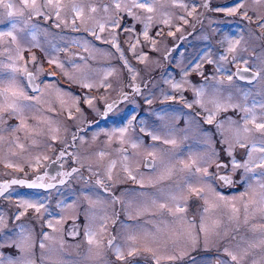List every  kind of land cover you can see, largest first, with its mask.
<instances>
[{
	"label": "rangeland",
	"instance_id": "1",
	"mask_svg": "<svg viewBox=\"0 0 264 264\" xmlns=\"http://www.w3.org/2000/svg\"><path fill=\"white\" fill-rule=\"evenodd\" d=\"M256 1L237 0L213 7L207 0H155L151 13L132 9L141 18L135 20L117 10L113 0H61L59 20L54 9H42L52 13L49 18L54 30L44 25V16L29 17L30 9L23 0H5L14 7H0V32L11 31L16 40L12 36L0 37V92L8 88L14 76L16 87L6 93L9 101L15 99L12 92L17 90L33 99L17 101L31 105L23 113V126L11 108H0V176L13 177L16 168L23 176L43 171L52 151L68 143L70 137L75 141L73 156L81 166L72 181L40 195L19 187L8 190L4 209L0 210V228L1 218L8 215V239L16 248L13 264H36L37 260L41 264H160L170 259H188L200 251L212 252L214 247L236 254L240 264H248L253 250L260 256L250 264H264V177L253 178L264 170L257 168L256 173H246L242 167L232 166L233 159L241 164L246 161L253 143L258 148L264 146V130L257 128L264 123V45L254 27L262 13L255 7ZM37 3L43 4L44 0ZM124 3L131 7L130 0ZM73 5L82 8V14H77ZM192 5L197 6L194 11ZM233 5L248 13L249 22L217 10ZM105 6L108 11H104ZM7 11L17 15L10 19ZM148 16L152 17L150 23ZM114 20H119L115 27ZM13 22L17 25L15 30L11 28ZM145 23H149L147 40L143 35ZM125 26L135 31H122ZM225 37L239 43L233 46ZM61 46L65 49L63 54L59 52ZM230 47L234 50L229 51ZM230 56L237 63L257 68V81L250 84L234 79ZM44 61L57 66L62 81L69 84L62 87L58 79L38 76L43 73L39 68L38 90L29 93L18 68L37 69ZM13 68L17 71L13 72ZM173 84L180 87L174 88ZM201 89L203 94L198 95ZM86 98L91 99V104ZM3 99L0 96V103ZM106 102L113 105L110 112ZM217 104L221 105L219 109ZM209 114L213 115L211 123L206 121ZM252 114L256 116L254 121ZM229 117L235 123H228ZM245 125L247 133L243 131ZM14 127L19 130L13 131ZM120 128L125 129L123 136ZM237 133L247 147L236 142ZM124 145L129 148L128 153L122 150ZM223 148L237 183L230 193H222L215 186L213 170L209 168L212 161L223 158ZM146 155L155 160L152 170H144ZM262 155L259 151L253 153L254 159ZM198 167L207 168L208 175L196 172ZM94 178L107 189L124 185L130 178L139 186L148 187L137 189L138 193H118L127 213L139 216L138 222L145 225H119L108 255L101 245L104 235L99 234L109 223L108 216H115L117 205L111 195L97 191ZM188 184L197 191L190 190ZM83 197L87 225L94 233L91 242L89 233L83 231L72 241L64 238L62 230L70 217L65 213L71 214L75 208L73 200ZM23 201L37 205L39 211L25 207ZM193 203L197 209L191 206ZM161 204L171 211L160 208ZM179 204L183 208L185 205L184 215L174 216ZM233 207L239 212L234 213ZM145 211L148 213L143 216L137 214ZM192 214L199 220H191ZM117 248L123 253L122 258H118ZM130 250H134L131 255ZM148 255L152 259L148 260ZM198 256L202 259L189 264H208L207 258L212 255Z\"/></svg>",
	"mask_w": 264,
	"mask_h": 264
},
{
	"label": "flooded vegetation",
	"instance_id": "2",
	"mask_svg": "<svg viewBox=\"0 0 264 264\" xmlns=\"http://www.w3.org/2000/svg\"><path fill=\"white\" fill-rule=\"evenodd\" d=\"M237 0H207V4L208 5H212L213 7L215 6V4L219 3L220 5H225L226 3H230V2H235ZM256 5L255 7L257 8V10H259L260 12H262L260 14V16L258 17V21L257 23H255V30L256 32L260 35V37L262 38L261 40V44L264 45V27H260V25L262 23H264V0H258L256 1ZM240 10V7H237V11L234 14H229V12H225V11H219L220 14H225V15H236V16H243V13ZM3 13V12H2ZM115 17H118V15L116 14ZM40 18V17H39ZM250 18V16H249ZM251 19V18H250ZM250 19H245L244 20L246 22H249ZM6 23V20L4 21ZM51 19L47 18L46 19V23L44 24L46 27H51L50 29H55L54 24H52ZM54 26V27H52ZM79 32V31H78ZM80 34V32H79ZM86 37V36H85ZM70 46V45H69ZM68 46V49H69ZM79 48L80 45H75ZM63 46L60 47L59 52L61 54L64 53V47ZM70 48H73L72 46H70ZM263 49V48H262ZM72 50H76L79 52H82L81 49H72ZM264 51V49H263ZM252 54H254V52L250 51ZM23 55V54H22ZM23 57V56H22ZM232 56H230L229 58H231ZM230 66L229 68L232 71V75L234 77V79H237L239 82H243V83H250L252 84L253 82L257 81L260 72L257 68L252 67L251 65H246V64H242V63H237L236 61H234L232 58L230 60ZM38 68L37 69H33L31 68L30 70H24L22 67L18 68L20 72L23 73V84H27L28 88L30 90L29 93H34L38 90V80L41 81V78L39 79V77H37L36 75V70H38L39 68H41V70L43 71L42 74H38L39 75H43V77H45L46 80H54V79H58L60 81H62L63 76H61V73L57 70V66H55L53 63L49 62V61H44L43 63H39L38 64ZM247 68L248 70L252 69L253 71L257 72V75L254 77L249 78V76L247 74L243 73V76L245 78H240L236 75L237 69H245ZM28 73L32 74L33 79L29 80L28 77ZM195 76H199L197 73ZM251 79V80H250ZM31 83L34 84L36 86V89L31 91L32 86ZM69 83H66L65 80H63L61 82V86L65 87L67 86ZM74 89L79 88V86L75 87L73 85ZM80 89V88H79ZM83 89V88H81ZM120 100V99H119ZM117 100V102L119 101ZM81 105H83V103H80ZM106 106L110 105V102H106L105 103ZM84 106V105H83ZM90 113V112H89ZM90 124V123H89ZM88 125L83 127L84 129H87ZM83 129V130H84ZM75 148V141H74V137H70L68 143L64 144V145H60L58 146V148L55 151H52L51 155L49 156V158L46 161V166L42 169L43 171L39 172L37 171L36 173H33L34 176H32L33 174L29 173L28 176H23L21 175V173H23L22 171L17 170V168L15 169L17 172L12 174L13 177H4V176H0V192L3 193V195H0V210L2 211L3 205L4 203H6V193L8 192L9 189H11L12 187H19L21 188V190L25 191L28 190L34 194H41L43 192H48L51 189H54L56 187H59L63 184H65L66 182H70L73 179V175L77 172L81 171V166L77 165L75 157L73 156V149ZM123 151H125V153H128L130 150L129 148L124 145L122 148ZM225 149H222V153H221V157H223L222 159H218L216 162H213L210 164L209 168L211 170H213V179L215 180V186L217 185V188L221 190L222 193L226 192V193H230L232 191L235 190V188L237 187V183H236V178H235V174L234 176L231 175L230 171H229V160H228V156H227V152L225 151ZM61 153H64L63 157H61ZM143 167L144 170H152L153 168H155L156 164H155V160L153 157L146 155L145 158L143 159ZM67 161V162H66ZM151 161L153 163V167H147L146 165L148 164V162ZM218 165H221L220 167H218ZM13 171V170H12ZM9 171V172H12ZM28 174V173H27ZM220 176H227L231 179L232 183L231 184H226L223 180L219 179ZM37 177H43L44 179L42 181H37ZM52 177H55L54 179H52ZM12 180H31L33 182H35L37 185L39 184H43L46 185L45 187H40V186H36L33 188H29L27 187L25 184H12L11 181ZM95 180V184L97 185V191H99L100 193H104L108 196H112V198L115 199V203H116V207H115V216L116 219L114 221V217L113 214L108 216V220L110 218V220L108 221L109 223L104 226V228L102 229L101 233L99 234V236L104 235L103 237L101 236L100 240H101V245L104 246L105 250H106V255H108V250L110 246L115 244L116 241V234L118 233V226L119 225H127V224H132V223H140L139 221V216H134L131 214H128L125 207L126 205H122V202L120 201V195L118 194L119 192H121L122 190H124V192L127 191H133V192H139L140 190H147L148 187H144L143 186H139V182H134L133 179L130 178V181H126L124 182V185H119V184H115V187L112 189H107L104 185L98 183V179L94 178ZM7 184L8 187L4 188L3 186ZM140 187V188H137ZM80 189V187H79ZM140 189V190H137ZM78 192V191H77ZM79 193V192H78ZM76 193L72 194V196H74ZM110 196V197H111ZM75 197V196H74ZM75 202V208L73 210V212L69 213H65V215L70 216L68 217L63 225H62V230L63 233H65L66 237H64L65 239H70V240H77L78 237H80V235L83 234V231L85 232L84 234H94L93 232H91V230L88 228L87 225V221H86V213H87V207L85 206L86 201L83 198L79 199V201L76 199L73 200V203ZM201 205V204H199ZM125 206V207H124ZM178 206V205H177ZM176 206V208H177ZM179 206L183 205L179 204ZM192 207H194V209L196 207V204L193 203L191 205ZM175 208V209H176ZM6 212H7V207L5 206ZM165 211L170 212L168 208L164 207L163 208ZM184 209H185V205L183 208V212L182 211H175L174 212V216L176 215H180L179 213L184 215ZM20 211V210H18ZM148 212L145 211L143 213H137V214H141L142 216L144 214H147ZM151 213V212H150ZM149 213V214H150ZM199 213V212H198ZM198 213L196 214V216L199 217ZM136 214V215H137ZM72 215V217H71ZM151 216L154 217V215L150 214ZM169 215H171L169 213ZM3 216V215H2ZM181 216V215H180ZM179 217H177V219L175 221L179 220ZM195 215L192 214L190 216L191 220H199L198 217H194ZM1 220H3V223L1 224L0 228V264H13V255H14V250H16V248L13 247V244L9 241L8 237L10 234V227H9V216H5L1 218ZM105 220V218L103 219ZM105 223V221L103 222V224ZM102 224V225H103ZM143 226L145 225L144 223H140ZM86 229V230H85ZM22 233V232H21ZM82 233V234H81ZM89 235V234H88ZM93 237V236H92ZM112 241V244H109V241ZM217 246V245H216ZM215 250L212 252H206V251H200L198 253L199 254H209L212 255L210 256L208 259V264H225V262H228V264H240L239 263V259L237 261H231V257L227 254L228 252H222L221 249H218L216 247H214ZM200 250H205V248L200 249ZM108 252V253H107ZM140 252V251H139ZM145 253L149 254V251H144ZM135 253V252H134ZM141 253V252H140ZM232 253V252H231ZM192 254V253H191ZM134 255V254H133ZM196 255L195 253L192 254L190 256V258H184L182 259H170L169 261H163L160 264H189L190 262L194 261V259H202V257ZM135 256V255H134ZM257 256H260V254H254L253 250L251 251V253L249 254L248 257V264L250 263H255ZM152 259L151 256L148 255V260ZM247 259V257L245 258ZM184 262V263H183ZM36 264H41L39 263V261L37 260L35 262ZM147 264H150V262H146ZM154 264H158L157 262H154Z\"/></svg>",
	"mask_w": 264,
	"mask_h": 264
},
{
	"label": "snow or ice",
	"instance_id": "3",
	"mask_svg": "<svg viewBox=\"0 0 264 264\" xmlns=\"http://www.w3.org/2000/svg\"><path fill=\"white\" fill-rule=\"evenodd\" d=\"M114 2V5H115V8L117 10H122L124 12H126V14L128 16H132L135 20H140L141 18L139 16H135L132 9L134 8H140V9H144L146 12H153L154 11V3H155V0H130V4H131V7L128 6L127 3H124V0H113ZM243 0H240V3H242ZM23 4L30 9V12H29V17L35 15V16H44L45 19L49 18V16L52 14V13H45L42 11L43 8H51V9H54L55 12V16L56 18L59 20L60 19V13H59V10L61 9L62 7V2L61 0H44V3L43 4H38L37 3V0H23ZM122 4H123V8H122ZM181 7L183 8H187L188 5L186 4H181L180 5ZM0 7H3L5 9H12L14 7L13 4L11 3H6L5 0H0ZM195 7H197L196 5H192V9L193 11L195 10ZM73 10L77 13V14H82V8H80L79 6H76V5H73ZM218 11H228L229 14H234L236 11H237V6L236 5H233V6H230L229 8L227 9H217ZM92 11L95 12L96 9L95 8H92ZM104 11H108V7L105 6L104 8ZM192 13L191 12H188V15H191ZM6 15L11 19L14 15H17V13H14L13 11H7ZM20 16H23V12H20L19 13ZM243 16L245 19H250L248 17V13L247 12H244L243 13ZM180 19H184V17H180ZM152 20V17L151 16H148L147 17V21L150 23ZM25 23H27V20L24 21ZM186 22V21H185ZM73 23H75V19H73ZM149 23H145L144 25V32H143V35H144V38L147 40L148 39V27H149ZM164 23H168L167 20L164 21ZM119 24V20H114L113 21V27L117 26ZM57 27L59 26V24L56 25ZM17 27L16 23L13 22L11 24V28L13 30H15ZM260 27H264V23H262L260 25ZM101 31H103V26H101ZM122 31H135L134 28H128L127 26L124 27V29H122ZM95 34V33H93ZM171 34V33H169ZM3 36H12V32L11 31H5V32H0V37H3ZM100 37L97 36V39H99ZM12 39L13 41L16 40V37L15 36H12ZM226 40L229 41L230 44H232L234 46V44H237L239 43V40H236V41H233L231 37H225ZM113 44L115 45V47L117 48L118 51H120V47H119V44L116 43L115 39H113ZM137 42H138V38H137ZM135 48V44H133L132 46V50H134ZM229 51H233L234 50V47H230L228 49ZM83 59V58H81ZM244 63H246V61H244ZM13 72L17 71L15 68L12 69ZM248 69L245 68V69H237V72H236V75L240 78H245L243 76V73L244 72H247ZM28 77H29V80H32L33 77H32V74L31 73H28ZM228 79L231 80L232 79V75L229 74L228 76ZM85 87H92L91 84H85L84 85ZM16 87V83H15V77H11L10 80H9V85H8V88L4 89L3 92H0V96H3V102L0 103V108H11L13 110V114H15L17 116L18 119L21 120V126H23V113L25 111V109H30L31 108V105H27V104H20V103H17L18 100L20 99H23V100H31L33 99V97H29L27 96L23 90H17V91H13L12 92V96L15 98L13 99L11 102L9 101V97L7 96V92L11 89H14ZM33 87L35 88V86L33 85ZM173 87L174 88H178L180 87L179 84H173ZM135 91H138V89H134ZM198 95H202L203 94V89H201L198 93ZM125 98H127L125 96ZM88 99V103L91 104V99L90 98H86ZM229 99H231V97H229ZM150 102V101H149ZM188 107H191V105L189 104ZM217 109H219L221 107V105L217 104L216 105ZM113 108V105H108L107 106V111H111ZM246 112H249L250 110L249 109H245ZM251 120H255L256 119V116L254 114L251 115ZM0 119H2V117H0ZM212 119H213V115L212 114H209L207 117H206V121L208 123H211L212 122ZM249 119L248 116L245 117V120L247 121ZM228 123H235V121H233L231 119V117L228 118L227 120ZM223 125H221L222 127ZM257 128L260 129V130H264V123H260L257 125ZM13 131H18L19 128L18 127H14L12 129ZM120 133H121V136H123V133L125 131L124 128H120L119 129ZM243 131L245 133H247L249 130L247 128V126L245 125L244 128H243ZM153 139H158V137H153ZM237 143L240 144L241 147H247V145L245 143H243L240 139V136H239V133H237ZM135 146V145H134ZM21 147H23V145H21ZM261 152V153H264V146H261V147H257V145L255 143H253L251 145V148H250V151L249 153L247 154V158H246V161L241 164L240 162L236 161L235 159L232 160V166L234 169L236 168H243L245 170L246 173H256V169L259 168V169H262L264 170V155L258 157V158H255L253 157V153H256V152ZM64 153H61V157H63ZM9 167H11L12 165H8ZM112 166H115V161L112 162ZM147 167H153V163L151 161L148 162V164L146 165ZM221 165H218V167H220ZM169 173H170V169L168 170ZM200 171H203L205 175H208L207 173V168H196V172H200ZM261 177H264V171H261L260 173L256 174L253 178L254 179H259ZM55 177H52V179H54ZM163 178V177H161ZM44 178L43 177H37V181H42ZM219 179L223 180L226 184H231L232 181L229 177L227 176H220ZM12 184H24V181H18V180H12L11 181ZM98 183H100V181H98ZM29 187H36V186H40V187H45L46 185H43V184H39L37 185L35 182L32 183V184H29L28 185ZM4 188H7L8 185L5 184L3 186ZM188 187L190 190L192 191H197L196 189H194L192 187L191 184H188ZM248 187L251 188V184L248 183ZM0 195H3L2 192H0ZM172 199H176L175 196L172 197ZM221 199H223V197H221ZM25 207H36L37 208V211H39V207H37V205L33 204V203H30L28 201H23ZM153 203H155V201H153ZM165 205L164 204H161L160 205V208H164ZM146 210V209H145ZM245 210H247V205H245ZM171 211V210H170ZM176 211H183V207L182 206H177L176 208ZM205 211H207V209H205ZM233 212L234 213H238L239 210L236 209L235 207H233ZM17 218H19L17 216ZM218 223V222H216ZM202 230L207 232V228L205 226L202 225ZM89 236H90V242H91V236L92 234L89 233ZM134 239V238H133ZM264 242V241H262ZM109 244L111 245L112 244V241L110 240L109 241ZM41 247H43V244L41 245ZM22 248V246H21ZM23 250V248H22ZM134 250H130L129 254L131 255L132 252ZM227 252V249L225 250ZM230 257H231V261H237L238 260V257L236 254H233L231 252H228L227 253ZM117 256L118 258H122L123 257V253L121 252V250L119 248H117ZM28 264H31V262H28ZM225 264H228V262H225Z\"/></svg>",
	"mask_w": 264,
	"mask_h": 264
},
{
	"label": "water",
	"instance_id": "4",
	"mask_svg": "<svg viewBox=\"0 0 264 264\" xmlns=\"http://www.w3.org/2000/svg\"><path fill=\"white\" fill-rule=\"evenodd\" d=\"M244 74H247L248 76H249V78H251V77H254V76H256L257 75V72L256 71H253L252 69L250 70H248L247 72H244ZM251 80V79H250ZM33 85L34 84H32L31 83V86H32V88H33V90H35L36 89V86H35V88L33 87ZM21 181H24V180H21ZM26 183V184H25ZM32 183H34L33 181H31V180H25L24 181V184L26 185V186H28L29 184H32ZM29 187V186H28ZM33 188V187H32Z\"/></svg>",
	"mask_w": 264,
	"mask_h": 264
}]
</instances>
